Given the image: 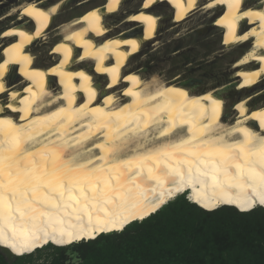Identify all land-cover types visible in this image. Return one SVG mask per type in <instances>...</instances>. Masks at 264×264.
Masks as SVG:
<instances>
[{
  "label": "bare ground",
  "instance_id": "1",
  "mask_svg": "<svg viewBox=\"0 0 264 264\" xmlns=\"http://www.w3.org/2000/svg\"><path fill=\"white\" fill-rule=\"evenodd\" d=\"M66 1L19 6L14 12L23 15L0 36L5 41L0 46V194L7 205L15 193V208L28 188L34 209L25 210L23 218L15 212V220H0L7 237L0 247L24 255L52 240L67 246L122 231L188 188V199L209 209L259 206L252 188L230 186L225 174L227 169L235 176L234 164L244 161L224 156L248 139L260 146L264 106L246 108L225 124L224 100L216 92L195 94L180 85L145 81L126 68L156 37L159 3L174 5L177 23L198 11L201 0H146L122 21L136 26L119 33L105 20L120 11L124 0H85L97 4L58 28L55 63L42 67L30 47L45 38ZM201 9L220 14L216 24L226 31L225 44L253 42L240 63L245 76L237 89L258 84L264 77V0H207ZM12 72L20 81L8 85ZM98 74H108L104 87L94 82ZM52 81L57 88L50 87ZM70 179L79 183L61 197L59 183ZM49 180L50 186L31 190ZM48 195L54 199L41 203ZM245 197L256 199L252 208L241 207ZM153 205H158L155 210ZM26 234L36 238L18 251Z\"/></svg>",
  "mask_w": 264,
  "mask_h": 264
},
{
  "label": "rangeland",
  "instance_id": "2",
  "mask_svg": "<svg viewBox=\"0 0 264 264\" xmlns=\"http://www.w3.org/2000/svg\"><path fill=\"white\" fill-rule=\"evenodd\" d=\"M29 1H44L43 3L50 5L58 0H0V36L4 29L10 27L12 23H16L19 17L23 15L20 10L15 13V9ZM67 1L55 16L45 38L30 47L31 53L35 56L36 63L39 62L42 67L48 66L49 63L50 65L55 63L53 61L55 55L52 49L56 42V35L59 33L58 28L64 22L66 23L68 20L83 14L87 9L97 4V2L85 4V0ZM145 1L124 0L120 11L106 18L107 21L105 20V22L107 26L114 28L115 33L130 30L136 25L122 24L125 15H127L126 13L138 9ZM206 1L201 0L197 9L198 11H195L187 19L177 23L172 21L175 12L174 5L171 2L159 3L154 11L161 17L156 37L142 46L140 52L129 60L126 68L138 73L145 81L155 79L158 82L180 85L187 89L189 88L191 93L195 94L207 91L216 92V94L223 98L225 104L222 121L225 124H231L239 116L246 113V108L253 109L264 106V77L253 87L243 90L237 89V83L245 76V73L241 71L242 65L240 63L253 42L243 41L235 44H225L226 31L222 26L216 24V19L220 14L214 10H200V7ZM4 43L5 41L0 39V46ZM168 50L171 53H166ZM174 57L175 59H172ZM15 74L17 79L14 78L12 72L8 78V85L16 84L20 81L17 72ZM98 76L99 78H94V82L104 87L107 83L104 77L108 78V74L101 76L98 74ZM50 87L52 89L57 88V82L52 81ZM121 89L123 87H119L118 91ZM246 98L248 100L245 105ZM234 102H236V105L233 104ZM188 189H186L187 192L184 190L179 195L185 193L186 196L183 198L188 199ZM173 200L174 198L167 201L166 204ZM189 202L191 201L189 200ZM259 206L264 205L259 204ZM137 221L141 220L137 219ZM116 233H119V231ZM50 242L57 244L55 240ZM74 246L75 244L65 247L64 251H61L57 255L54 248L48 247V245L38 248V250L34 249L32 250L34 252L29 253L33 254L32 260L21 264H48L54 256H59L63 264H78L81 260V255ZM11 252L13 253L14 251ZM15 261L16 259L12 264Z\"/></svg>",
  "mask_w": 264,
  "mask_h": 264
},
{
  "label": "trees",
  "instance_id": "3",
  "mask_svg": "<svg viewBox=\"0 0 264 264\" xmlns=\"http://www.w3.org/2000/svg\"><path fill=\"white\" fill-rule=\"evenodd\" d=\"M184 196L119 233L72 243L81 255L78 264H264V206L246 212L227 204L213 210ZM57 244H47L56 255L72 245ZM15 256L13 264H21L33 254ZM0 264H8L1 252ZM48 264L63 262L54 256Z\"/></svg>",
  "mask_w": 264,
  "mask_h": 264
},
{
  "label": "snow or ice",
  "instance_id": "4",
  "mask_svg": "<svg viewBox=\"0 0 264 264\" xmlns=\"http://www.w3.org/2000/svg\"><path fill=\"white\" fill-rule=\"evenodd\" d=\"M3 123V122H0ZM238 151L233 152L231 149H228V154L224 156L225 161H239L243 160L244 163H235L234 167L237 169V174L235 176L228 175L227 169H224L225 174L228 177V180L230 182V186H236L240 188H246L250 187L253 190V193L255 194L256 198L258 199L259 204L264 205V138H262V142L260 146L257 148L251 144V140L248 139L240 144H237L234 146ZM191 171V169L189 170ZM219 171V169H217ZM149 172H151V169H149ZM180 175L181 181L184 179L182 174ZM153 177L150 175L149 179H152ZM159 180V178H157ZM213 180H215V176H213ZM75 183H79V181H72L69 180L68 184L65 185L63 181H60L59 183V195L63 197L64 192H68L69 195H71L72 188ZM52 184V181L49 180L45 182V185L36 184L31 189L32 191L39 190L42 186H50ZM57 189L53 188L52 191L55 192ZM179 187L177 188V191H179ZM29 189L25 188L24 192L21 195V199L16 202L15 208L13 207L12 201L16 200L15 193L8 198V203L5 205V197L3 194H0V220L6 219L8 221H13L16 219L14 216L15 212H19L21 218H23L26 215V211H33L34 209L31 207V200L28 198ZM81 192L83 193V188H81ZM54 199L53 196L48 195L45 197L41 203H49ZM234 201L229 200V203H232ZM160 203H163L161 200ZM256 203V199H253L251 197H245L241 201V207L245 209H250L253 207V205ZM158 205H153V209L155 210V207ZM205 207H209L210 205L205 204ZM5 211L7 215L5 216ZM42 215H51L50 213H42ZM33 219H36L33 217ZM43 230V229H41ZM15 235V232L13 233ZM44 235L47 237L48 232L44 230ZM35 235H25L24 239L19 241L20 248L17 249L18 251H25L28 248L31 247L30 240L35 239ZM7 237L3 234V229H0V242H6ZM15 247V245H13Z\"/></svg>",
  "mask_w": 264,
  "mask_h": 264
},
{
  "label": "water",
  "instance_id": "5",
  "mask_svg": "<svg viewBox=\"0 0 264 264\" xmlns=\"http://www.w3.org/2000/svg\"><path fill=\"white\" fill-rule=\"evenodd\" d=\"M235 85V84H234ZM0 252L3 254L5 257L6 261L8 264H12V262L15 260L16 256H14L9 250L6 248L0 247Z\"/></svg>",
  "mask_w": 264,
  "mask_h": 264
},
{
  "label": "flooded vegetation",
  "instance_id": "6",
  "mask_svg": "<svg viewBox=\"0 0 264 264\" xmlns=\"http://www.w3.org/2000/svg\"><path fill=\"white\" fill-rule=\"evenodd\" d=\"M13 74H14V73H13ZM14 78H15V76H14ZM16 79H17V78H16ZM233 104L236 105V102H234ZM233 104H232V105H233ZM237 107H238V106H237Z\"/></svg>",
  "mask_w": 264,
  "mask_h": 264
}]
</instances>
